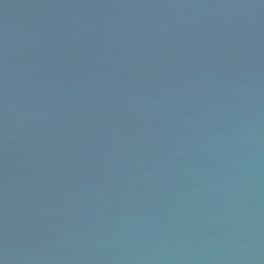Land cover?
<instances>
[{
  "label": "water",
  "instance_id": "95a60500",
  "mask_svg": "<svg viewBox=\"0 0 264 264\" xmlns=\"http://www.w3.org/2000/svg\"><path fill=\"white\" fill-rule=\"evenodd\" d=\"M0 264H264V0H0Z\"/></svg>",
  "mask_w": 264,
  "mask_h": 264
}]
</instances>
